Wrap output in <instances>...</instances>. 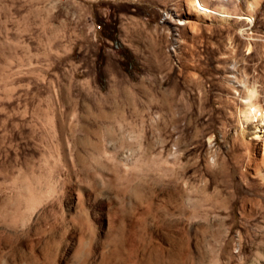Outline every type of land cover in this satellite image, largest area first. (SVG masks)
<instances>
[{"label": "rangeland", "instance_id": "rangeland-1", "mask_svg": "<svg viewBox=\"0 0 264 264\" xmlns=\"http://www.w3.org/2000/svg\"><path fill=\"white\" fill-rule=\"evenodd\" d=\"M187 1L0 0V264H264V0Z\"/></svg>", "mask_w": 264, "mask_h": 264}, {"label": "bare ground", "instance_id": "bare-ground-1", "mask_svg": "<svg viewBox=\"0 0 264 264\" xmlns=\"http://www.w3.org/2000/svg\"><path fill=\"white\" fill-rule=\"evenodd\" d=\"M210 0H190L187 4V8L189 11L193 12V16L195 19H202L204 16L209 14H214L218 18L223 20L231 19V14L227 9V2L228 0H214L216 1V7H210L208 2ZM230 1V0H229ZM258 0H247L246 4L249 9H254V6L258 3ZM251 42L247 43L248 52L251 50ZM229 81L232 83V86L236 88L235 93L240 98L242 103V110L240 111L241 117L245 120L248 118L257 119L260 122L264 123V112L260 110V114L258 115L259 111V104L256 101V89L254 83H250L247 78L242 79L239 75L237 76V65L236 63L231 64L229 69ZM239 88V92H238ZM258 99V98H257ZM262 109V108H261ZM246 122V121H245ZM256 127L260 128L261 130L258 133L257 131L255 137L261 138L262 147H263V154H264V124L261 126L258 124ZM263 128V129H262ZM258 170V169H257ZM256 174L264 177V169L261 171H257ZM263 252V251H262Z\"/></svg>", "mask_w": 264, "mask_h": 264}, {"label": "trees", "instance_id": "trees-1", "mask_svg": "<svg viewBox=\"0 0 264 264\" xmlns=\"http://www.w3.org/2000/svg\"><path fill=\"white\" fill-rule=\"evenodd\" d=\"M97 74L100 75V66H97Z\"/></svg>", "mask_w": 264, "mask_h": 264}]
</instances>
